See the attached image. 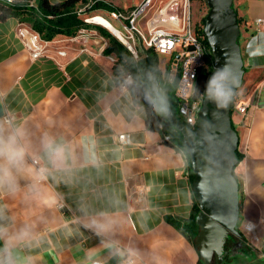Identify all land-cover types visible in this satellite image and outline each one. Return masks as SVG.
I'll list each match as a JSON object with an SVG mask.
<instances>
[{
	"label": "crops",
	"instance_id": "0c3cea01",
	"mask_svg": "<svg viewBox=\"0 0 264 264\" xmlns=\"http://www.w3.org/2000/svg\"><path fill=\"white\" fill-rule=\"evenodd\" d=\"M103 1L128 11L142 0ZM233 8L244 68L235 102L246 108L230 116L241 155L233 175L247 243L225 246L210 262L264 264V54L251 55L264 53V26L245 48L254 21L264 19V0H233ZM21 27L14 18L0 21V129L20 131L26 148L15 191L0 189V250L9 244L13 264H198V247L169 222L192 210L185 156L146 129L144 109L115 82L107 42L57 36L33 59ZM121 134L127 144L117 141ZM48 141L65 148L62 159L50 157ZM248 223L258 242L244 230Z\"/></svg>",
	"mask_w": 264,
	"mask_h": 264
},
{
	"label": "water",
	"instance_id": "95a60500",
	"mask_svg": "<svg viewBox=\"0 0 264 264\" xmlns=\"http://www.w3.org/2000/svg\"><path fill=\"white\" fill-rule=\"evenodd\" d=\"M203 35L209 47L213 70L227 73L226 88L231 96L226 107L219 108L208 100L206 87L194 128L184 125L170 109L167 89L162 88L154 74L146 73L155 96L164 98V119L181 135V146L189 159L193 180L191 190L199 212L195 217L198 232L195 246L201 264H209L212 256L224 255L223 247L232 237H240L239 186L233 175L238 136L231 125V104L241 86L244 74L237 15L233 0H205ZM208 77V79H209ZM208 81V80H207ZM221 259V258H220Z\"/></svg>",
	"mask_w": 264,
	"mask_h": 264
},
{
	"label": "built area",
	"instance_id": "2783aa9c",
	"mask_svg": "<svg viewBox=\"0 0 264 264\" xmlns=\"http://www.w3.org/2000/svg\"><path fill=\"white\" fill-rule=\"evenodd\" d=\"M6 1L11 2V0ZM107 15L118 24L117 30L122 40L111 34L125 47L134 60L138 59L137 44L144 49H151L155 53L163 83L173 86L178 119L183 121L187 127L194 128L203 98L194 96L195 85L198 74L206 68L208 49L202 42L203 37L196 32L190 0H142L128 11L114 10L108 12ZM84 22L91 23L87 20ZM254 25L255 33L251 37L252 41L245 45L246 50L251 48L252 42L260 37L264 19H256ZM23 26L18 30V35L31 51V57L37 59L44 51L42 43L45 44L47 41H42L36 33L25 25ZM75 38L86 42L89 38H97V34L93 30L82 29L76 33ZM109 57L113 62L114 58ZM162 57L166 59V61L163 60L165 66L162 65ZM129 82L130 76L127 75L121 82V86L126 88ZM233 110L244 114L246 108L235 102ZM4 120L5 122L9 121L7 117ZM161 139L165 142L168 137L165 136ZM117 141L120 144H127L128 136L118 135ZM31 163L38 174L42 176L43 168L38 159H33ZM58 208L62 210L64 205L59 203ZM244 230L252 242H258L255 227L252 224H246ZM125 264H129V262Z\"/></svg>",
	"mask_w": 264,
	"mask_h": 264
},
{
	"label": "trees",
	"instance_id": "16d2710c",
	"mask_svg": "<svg viewBox=\"0 0 264 264\" xmlns=\"http://www.w3.org/2000/svg\"><path fill=\"white\" fill-rule=\"evenodd\" d=\"M195 1V0H190ZM91 5L84 8L85 0H64L61 2L52 3L51 0H11L8 3L6 0H0V21L8 18H14L19 24H23L32 32L36 33L42 41H51L57 36L73 37L79 30H95L96 34L107 42L104 53L114 58L112 71L115 76L116 84L123 81L125 76H130V82L127 84V89L132 97L135 105L140 106L145 111V126L146 129L160 134L161 138L167 136V141L163 143L170 147L180 150L185 156L186 174L191 185L193 175L189 164V159L184 153L181 146V135L176 131L163 117L162 112L158 111L156 106L151 102L155 100L150 89V83L146 78V73L154 74L157 82L162 88L167 89L168 102L174 116H177L175 108V99L173 97V86L164 84L161 72L158 69V58L151 49L138 50V59L134 60L131 54L125 47L109 32L100 26H93L85 23L78 13L79 8H84L83 13L89 11L110 12L116 11L114 7L105 3L103 0H90ZM119 11V10H118ZM101 15V14H98ZM91 17V16H90ZM88 18V17H87ZM237 18V23L242 22ZM201 26L196 27V32L203 37L202 42L208 49V57L206 58V68L198 74L195 85V97H203L208 77L213 70V62L210 55L209 47L203 35L204 17L200 20ZM234 102L231 104V112L233 111ZM184 123L183 121H181ZM233 128V127H232ZM238 162L241 160V155L235 153ZM192 210L187 219L169 220L170 224L180 231L189 241L194 242L198 232V227L195 223V217L199 212L194 195H192ZM235 240L238 243L244 242L243 236L232 237L226 243ZM264 255V247L261 250ZM198 264H201L199 261Z\"/></svg>",
	"mask_w": 264,
	"mask_h": 264
},
{
	"label": "clouds",
	"instance_id": "9594fccd",
	"mask_svg": "<svg viewBox=\"0 0 264 264\" xmlns=\"http://www.w3.org/2000/svg\"><path fill=\"white\" fill-rule=\"evenodd\" d=\"M264 54L260 49L252 52L251 55ZM227 73L224 70H217L212 74L206 84V93L208 100L215 103L217 107L224 108L227 106L231 91L226 88L225 81ZM160 112H166V103L164 98L157 94L155 100L151 101ZM20 131H14L8 135L3 134L0 129V189L7 188L10 191L16 189V176L15 172L19 171L25 162L26 148L20 142L22 137ZM45 148L48 150L49 155L54 160L63 158L65 148L63 146H54L51 141L46 142ZM44 170L42 169L41 172ZM103 228V225H98ZM5 229L0 228V238L4 237ZM0 264H13L12 255L9 250V244L3 250H0Z\"/></svg>",
	"mask_w": 264,
	"mask_h": 264
},
{
	"label": "rangeland",
	"instance_id": "374dc122",
	"mask_svg": "<svg viewBox=\"0 0 264 264\" xmlns=\"http://www.w3.org/2000/svg\"><path fill=\"white\" fill-rule=\"evenodd\" d=\"M85 1H86V3L84 4V8H88V6H90V0H85ZM190 2H191V13H192V20H193L194 26L199 28L201 26V22H200L201 18L205 17V15L207 13V6L205 3V0H195V1H190ZM84 8H79L77 10L82 18L86 17L84 20H86L88 18H94L96 15L99 14V13H96L94 11H91V12L89 11L88 13H83ZM104 18L108 21V24H106L105 26H100L93 20H90V22H92L90 24L93 26H100V27L104 28L107 32H109L110 34L112 33L113 35L117 36L118 34H117L115 28L116 29L119 28L118 24H116V22H114L113 20H111L108 17H104ZM93 31H95V30H93ZM95 33H96V31H95ZM97 37H99V36L97 35ZM137 45H139V44H137ZM137 45H136V47H137ZM139 46H140V48H143L141 45H139ZM163 60L166 61V59L162 57V65L165 66L166 64L163 63ZM160 61H161V59H160ZM245 242L247 243L246 239L243 242V244Z\"/></svg>",
	"mask_w": 264,
	"mask_h": 264
},
{
	"label": "bare ground",
	"instance_id": "6f19581e",
	"mask_svg": "<svg viewBox=\"0 0 264 264\" xmlns=\"http://www.w3.org/2000/svg\"><path fill=\"white\" fill-rule=\"evenodd\" d=\"M88 22H90V20H93V21H95L98 25H100V26H105L106 24H108V21L105 19V18H103V17H101V16H95L94 18H88V19H86ZM92 23V22H91ZM115 30H116V32H117V38H119V39H121L122 40V38H121V36H120V34H119V32H118V30L115 28ZM115 36V35H114Z\"/></svg>",
	"mask_w": 264,
	"mask_h": 264
},
{
	"label": "flooded vegetation",
	"instance_id": "af4514ba",
	"mask_svg": "<svg viewBox=\"0 0 264 264\" xmlns=\"http://www.w3.org/2000/svg\"><path fill=\"white\" fill-rule=\"evenodd\" d=\"M238 244H240V243H238V242H236L235 240H232L231 242H229V243H226L225 245H224V247L225 246H227V247H229V246H233L234 248H236V246L238 245ZM224 247H223V250H224ZM218 258H216L215 256H212V261H215V260H217ZM212 262H210L209 264H211Z\"/></svg>",
	"mask_w": 264,
	"mask_h": 264
}]
</instances>
